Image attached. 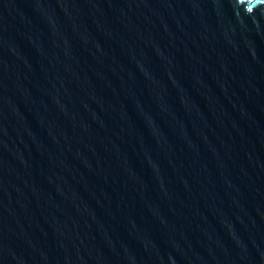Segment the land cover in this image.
Segmentation results:
<instances>
[{
  "label": "water",
  "instance_id": "water-1",
  "mask_svg": "<svg viewBox=\"0 0 264 264\" xmlns=\"http://www.w3.org/2000/svg\"><path fill=\"white\" fill-rule=\"evenodd\" d=\"M0 264H264V0H0Z\"/></svg>",
  "mask_w": 264,
  "mask_h": 264
}]
</instances>
